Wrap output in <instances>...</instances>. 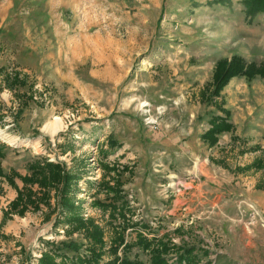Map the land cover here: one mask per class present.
<instances>
[{"label":"rangeland","instance_id":"1","mask_svg":"<svg viewBox=\"0 0 264 264\" xmlns=\"http://www.w3.org/2000/svg\"><path fill=\"white\" fill-rule=\"evenodd\" d=\"M213 1L0 0L1 166L25 176L47 158L78 175L75 205L102 228L105 261L121 226L130 245L142 235L195 247L198 264H264V171H236L264 157V78L235 77L228 88L243 81L246 93L212 94L219 60L264 63V15L249 22L242 0ZM14 74L26 86L12 91ZM225 111L233 129L210 147L201 136ZM119 179L126 228L95 205ZM16 197L0 178V224ZM51 206L3 224L0 264H39L48 243H87L54 226L55 190ZM124 255L151 264L140 246Z\"/></svg>","mask_w":264,"mask_h":264},{"label":"trees","instance_id":"2","mask_svg":"<svg viewBox=\"0 0 264 264\" xmlns=\"http://www.w3.org/2000/svg\"><path fill=\"white\" fill-rule=\"evenodd\" d=\"M229 0H214L213 4L225 5ZM242 5L249 22L258 15H264V0H242ZM235 77H246L251 80L256 77L264 78V63H247L242 57L234 56L229 59H221L217 62L213 77L212 94L215 98L220 96L222 90ZM5 85L12 91L16 88L25 87L26 81L19 74L13 76L6 75ZM24 111V106L18 110V115ZM226 117H215L211 120V127L202 136L201 140L214 147L219 141V135L230 132L233 125L229 122V112L225 111ZM3 118L0 117V120ZM258 149V148H257ZM5 158L3 147H0V178L6 181L17 191V197L8 205L3 212V224L13 219L17 215L24 217L27 212H39L42 205L51 209V193L53 190L58 192V203L63 209L60 218L55 222L57 227L61 223L69 226L67 235L82 233L86 244L76 241L62 242V247L53 243H48V251L44 252L39 264H143L139 260H131L126 255L122 258L118 256L119 250L126 254L134 246H140L151 254V264H169L168 255L177 254L176 264H198L199 258L196 256L195 247L176 246L163 240L149 241L144 236L133 243L128 244L125 241L124 232L121 226L116 227L115 238L109 249L110 259L105 261L107 255L105 252L104 232L93 220H85L81 216L80 208L75 205L74 201V183L79 176L68 171L67 168L60 164L50 162L47 158H39L29 165V173L25 176L20 175L15 170L5 173L1 161ZM224 164V162H222ZM264 171V157L257 158L252 164L237 167V172ZM19 178L23 187L17 186L15 179ZM123 182L116 180L114 185L104 184V188L111 194L110 202L96 200L95 205L104 211H110L114 217L118 215L123 217V228L125 227L124 208L125 200L122 196ZM257 190H264V177L256 185ZM118 202H121L118 205ZM54 213V211L52 212ZM126 213V212H125ZM7 236H4L6 239ZM157 243V244H155Z\"/></svg>","mask_w":264,"mask_h":264},{"label":"crops","instance_id":"3","mask_svg":"<svg viewBox=\"0 0 264 264\" xmlns=\"http://www.w3.org/2000/svg\"><path fill=\"white\" fill-rule=\"evenodd\" d=\"M232 56V55H231ZM231 56H228V57H231ZM244 57V56H243ZM245 58V57H244ZM245 60L247 61V62H253V60H249V59H247V58H245ZM237 79V78H236ZM243 82V81H242ZM242 82H241V85L239 86V89L240 88H242L243 87V84H242ZM235 84H236V80L234 79V81H233V84L230 86L229 85V88H228V86H227V88H225V90H224V92L225 93H227V95H233V94H238L239 92H240V94L241 93H246V90H242V89H238L236 92H235V90H233L236 86H235ZM228 89H231V90H228ZM249 91V90H248ZM224 92H223V94H224ZM250 96V95H249ZM237 100H240V99H237ZM238 103V102H237ZM228 107H230V106H228ZM231 107H233V106H231ZM230 107V108H231ZM232 109V108H231ZM233 119H234V114H233ZM248 119H249V117H247V118H244V119H242V120H234L235 122H234V125L238 128V125H242V124H245L246 123V121L247 122H249L248 121ZM240 135V134H239Z\"/></svg>","mask_w":264,"mask_h":264},{"label":"bare ground","instance_id":"4","mask_svg":"<svg viewBox=\"0 0 264 264\" xmlns=\"http://www.w3.org/2000/svg\"><path fill=\"white\" fill-rule=\"evenodd\" d=\"M55 120H56V125L58 126V124H60V123L57 122L58 121L57 119H55ZM3 135H4L3 132L0 130V137H2Z\"/></svg>","mask_w":264,"mask_h":264}]
</instances>
